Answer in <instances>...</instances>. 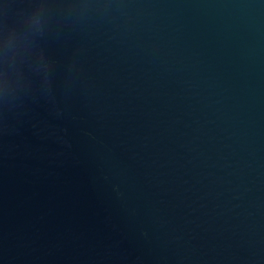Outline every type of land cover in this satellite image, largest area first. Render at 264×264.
<instances>
[{
	"label": "water",
	"instance_id": "water-1",
	"mask_svg": "<svg viewBox=\"0 0 264 264\" xmlns=\"http://www.w3.org/2000/svg\"><path fill=\"white\" fill-rule=\"evenodd\" d=\"M0 264H264V0H0Z\"/></svg>",
	"mask_w": 264,
	"mask_h": 264
}]
</instances>
